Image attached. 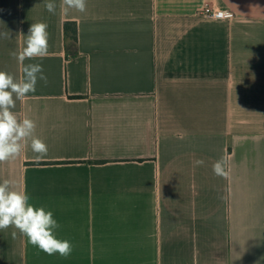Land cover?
I'll return each instance as SVG.
<instances>
[{
  "label": "crops",
  "instance_id": "obj_1",
  "mask_svg": "<svg viewBox=\"0 0 264 264\" xmlns=\"http://www.w3.org/2000/svg\"><path fill=\"white\" fill-rule=\"evenodd\" d=\"M205 6L235 17L201 18ZM38 22L48 55L24 64L47 84L12 111L48 153L36 160L29 140L0 182L51 211L72 252L48 255L10 226L0 264H264V0H86L84 13L0 0V71L20 78L10 53Z\"/></svg>",
  "mask_w": 264,
  "mask_h": 264
},
{
  "label": "clouds",
  "instance_id": "obj_2",
  "mask_svg": "<svg viewBox=\"0 0 264 264\" xmlns=\"http://www.w3.org/2000/svg\"><path fill=\"white\" fill-rule=\"evenodd\" d=\"M64 11L74 9L80 13L86 11V0H62ZM49 13H55L56 5L48 2L45 5ZM48 25L43 22L33 23L26 36V46L10 55L20 65L22 75L17 80L13 75L0 71V162H6L18 157L30 140L31 150L36 153L35 159L42 160L47 156L46 143L34 135L36 123L30 118L18 119L12 111L16 100H23L30 92L36 91L38 79L47 84V76L41 64H24L26 59L44 58L48 55ZM22 35V34H21ZM5 39H10L9 30L0 33ZM15 97V98H14ZM204 161L197 159L194 166H202ZM228 160L225 157L217 160L212 168L216 175L227 174ZM10 226L18 229L29 242L48 255L59 253L67 257L72 252L68 240L57 239L54 230L59 227L51 211L43 207H35L29 203L26 191H19L14 181L5 179L0 182V230ZM17 232H12L15 239Z\"/></svg>",
  "mask_w": 264,
  "mask_h": 264
},
{
  "label": "trees",
  "instance_id": "obj_3",
  "mask_svg": "<svg viewBox=\"0 0 264 264\" xmlns=\"http://www.w3.org/2000/svg\"><path fill=\"white\" fill-rule=\"evenodd\" d=\"M65 40L68 56L75 57L78 53V32L75 24H65Z\"/></svg>",
  "mask_w": 264,
  "mask_h": 264
},
{
  "label": "built area",
  "instance_id": "obj_4",
  "mask_svg": "<svg viewBox=\"0 0 264 264\" xmlns=\"http://www.w3.org/2000/svg\"><path fill=\"white\" fill-rule=\"evenodd\" d=\"M198 16L204 19H222V20H231L235 17L234 12L227 10H219L212 8L210 6H205L199 13Z\"/></svg>",
  "mask_w": 264,
  "mask_h": 264
}]
</instances>
